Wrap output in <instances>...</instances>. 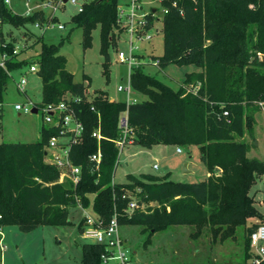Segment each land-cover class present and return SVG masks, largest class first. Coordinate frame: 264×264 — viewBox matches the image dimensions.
I'll return each mask as SVG.
<instances>
[{
    "label": "trees",
    "instance_id": "obj_1",
    "mask_svg": "<svg viewBox=\"0 0 264 264\" xmlns=\"http://www.w3.org/2000/svg\"><path fill=\"white\" fill-rule=\"evenodd\" d=\"M120 0H91L72 21L83 29V45L92 43V31L101 27L105 66L110 60L107 34L116 23ZM163 53L153 56L158 66L195 64L198 71L188 73L178 86H172L142 66L131 74V84L147 96L142 101L113 100L107 92L87 93L91 77L76 81L67 69V58L60 53L64 40L46 42L43 35L26 30V40L39 44L37 55L18 58L13 53L15 39L0 42V53L11 58L0 67V103L13 70L37 63L42 80V97L36 105L69 101L83 122V139L72 146L70 157L81 167V179L74 186L60 181L61 170L49 162L44 153L56 129L43 126L39 139L31 142L0 143V241L7 225L31 231L40 225H64L69 222V208L93 206L95 216L108 223L122 213L135 195L139 207L130 217L119 216V224H141L156 232L171 225H194V236L207 228L213 241L234 237L236 227L244 229L242 261L165 262L162 264H253L250 262V234L262 219L251 189L264 175V160L250 157V143L242 140L253 133L255 112L264 101V0H162ZM255 3L254 8L250 7ZM44 17L41 12L30 16L15 13L0 0V21L26 28ZM104 73L110 76L108 69ZM26 94V92H25ZM128 113L133 144L152 148L156 144H196L207 167L205 180L176 182L150 174H127V181H113L118 158L114 139L121 130L119 119ZM99 128L101 162L96 168L89 156L97 151ZM153 202L154 205H150ZM84 217L79 223L84 227ZM249 220L251 221L248 224ZM1 246V245H0ZM104 244L86 242L82 260L45 264H102ZM40 264V263H34ZM259 264H264V260Z\"/></svg>",
    "mask_w": 264,
    "mask_h": 264
},
{
    "label": "rangeland",
    "instance_id": "obj_2",
    "mask_svg": "<svg viewBox=\"0 0 264 264\" xmlns=\"http://www.w3.org/2000/svg\"><path fill=\"white\" fill-rule=\"evenodd\" d=\"M91 0H78L77 4L67 2L63 10L57 12L59 20L65 28L57 26L41 30L34 25L20 28L9 22L0 21V42L15 39L16 46L21 50L18 58H27L38 54L40 45L32 46V39L26 40L24 32L43 35L46 42L57 43L64 40L60 53L67 58V69L74 74L76 81H84V74L91 77L87 93L91 97L96 91H105L113 100H127L125 92L117 91V85L127 86L129 83V69L125 63L117 61V50L128 52L127 39L129 35L117 24L107 34L111 45L108 46L110 60L105 66V56L101 38V27L98 25L92 31V43L88 47L83 45V29L72 21L78 7ZM122 1V0H120ZM13 12L22 14L25 10L24 0H12L8 5ZM147 8H157L154 26L151 29V41H142L139 44L142 69L155 74L162 81L178 86L187 77L188 73L198 71L195 64H170L161 68L156 64L153 56L163 53L162 20L165 12L162 0H150L144 4ZM255 3L250 7L254 8ZM26 37V38H25ZM27 45L24 49L23 44ZM27 49V50H26ZM1 58V53H0ZM29 64L23 68L13 70L8 81L7 89L2 99L0 113V143L1 142H31L39 139V124H43V114L21 113L15 109V103H24L27 97L34 103L41 101L42 80L37 73H32ZM110 72L109 78L104 73ZM24 75L28 83L25 86L26 94L21 91L17 82ZM132 97L138 101L147 99V96L138 93L132 88ZM255 140L245 135L242 140L250 143L248 155L264 160V111L255 112L253 128ZM67 141L68 138H63ZM257 141V144H255ZM182 151L178 152L177 148ZM154 164L158 167L155 168ZM185 164H187L185 170ZM207 167L201 159V149L196 144H156L146 148L138 144L126 145L117 163L113 181L124 183L127 174L140 176L150 174L159 179H168L176 182H198L207 177ZM256 207L264 215V175L260 176L251 189ZM150 205H154L153 202ZM95 215L92 205L85 207L73 206L69 208V222L64 225H40L31 231H22L16 225H7L3 228V239L0 246V264H34V263H68L82 260V245L89 242L79 229V223L84 214ZM256 222H264L255 219ZM250 220L248 224H250ZM244 229L243 225L236 227L235 236L224 241H213L207 228L200 235L194 236V225H171L170 227L150 232L141 224L122 222L119 224V233L124 248L128 250L133 264H162L165 262H207V261H242L244 259Z\"/></svg>",
    "mask_w": 264,
    "mask_h": 264
},
{
    "label": "built area",
    "instance_id": "obj_3",
    "mask_svg": "<svg viewBox=\"0 0 264 264\" xmlns=\"http://www.w3.org/2000/svg\"><path fill=\"white\" fill-rule=\"evenodd\" d=\"M7 5L12 3V0H4ZM150 0H122L117 5L116 22L124 30V34L129 35L127 43L129 45L128 52L124 50H117V61L125 63L129 69V83L127 86L122 84L117 85V91L125 92L127 94V102H135L137 99L132 97L131 74L137 67L142 66L139 51V44L142 41H151L153 33L151 29L154 26L155 12L157 8H147L144 6L145 2ZM67 2L77 4L78 0H24L25 10L22 13L24 16H30L35 12H41L44 20H37L34 26L41 30L53 28L57 26L59 29L65 28V25L60 22L57 12L63 10ZM83 5L78 7V12L83 10ZM165 11H167L165 9ZM27 47L26 43L23 48ZM21 50L15 46L14 54H18ZM11 58L7 52L1 53L0 67H5L6 60ZM158 64V60H156ZM32 73H37L39 66L33 63L29 66ZM28 83L27 78L22 77L17 82L18 88L25 93V86ZM79 97H74L69 101H61L56 104H48L39 108L29 97L24 103L16 102L15 109L19 113H33V108H37V112L43 114V126H50L56 129V133L49 138L48 144L45 147L47 152L46 158L49 162L55 164L61 170L60 181H69L76 186L81 179V167L73 163L70 157V151L73 145L78 144L83 139V122L75 114V110L71 104L79 102ZM260 106L264 111V101H261ZM2 110V103H0V113ZM119 128L121 135L114 139L118 147L117 163L120 161V155L126 145L133 144L132 128L128 122L127 111L121 115L119 119ZM92 136L97 138V151L92 153L89 158L94 163L96 168L101 162L102 152L100 148V141L103 135L100 129L93 131ZM68 138L63 141V138ZM181 152V147L177 148ZM53 155V158H50ZM157 168L158 165L154 164ZM130 197L127 206L122 213H115L108 223H104L102 219L97 216H91L88 213L84 214V227L81 233L89 239V242L104 244L106 251L102 254V264H133L132 259L127 249L124 248L123 240L119 233V216L130 217L133 211L138 208L139 202L135 195L127 190ZM78 206L85 208L78 199ZM2 233V232H1ZM2 240V239H1ZM2 248V243L0 241ZM251 258L250 262L259 264L264 260V222H260L256 229L250 234Z\"/></svg>",
    "mask_w": 264,
    "mask_h": 264
},
{
    "label": "water",
    "instance_id": "obj_4",
    "mask_svg": "<svg viewBox=\"0 0 264 264\" xmlns=\"http://www.w3.org/2000/svg\"><path fill=\"white\" fill-rule=\"evenodd\" d=\"M33 112L36 113L37 112V108L34 107L33 108ZM255 144H257V141H255ZM44 153H45V155L47 154L46 151H44ZM50 158H53V155H50ZM186 166H187V164H185V166H184L185 167V170H187Z\"/></svg>",
    "mask_w": 264,
    "mask_h": 264
},
{
    "label": "crops",
    "instance_id": "obj_5",
    "mask_svg": "<svg viewBox=\"0 0 264 264\" xmlns=\"http://www.w3.org/2000/svg\"><path fill=\"white\" fill-rule=\"evenodd\" d=\"M27 50V49H26ZM1 59V58H0ZM20 114V113H19ZM42 127H43V124H39V136H40V131H41V129H42ZM207 175H208V173H207ZM252 220H254V221H257V220H255V219H252ZM259 220V219H258ZM3 231V230H2ZM2 239H3V234H2ZM3 247V246H2Z\"/></svg>",
    "mask_w": 264,
    "mask_h": 264
}]
</instances>
